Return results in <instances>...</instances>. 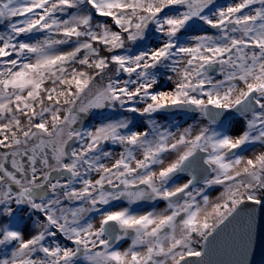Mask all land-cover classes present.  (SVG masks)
I'll list each match as a JSON object with an SVG mask.
<instances>
[{
  "label": "snow or ice",
  "instance_id": "obj_1",
  "mask_svg": "<svg viewBox=\"0 0 264 264\" xmlns=\"http://www.w3.org/2000/svg\"><path fill=\"white\" fill-rule=\"evenodd\" d=\"M258 246L264 0H0V264H258Z\"/></svg>",
  "mask_w": 264,
  "mask_h": 264
},
{
  "label": "rangeland",
  "instance_id": "obj_2",
  "mask_svg": "<svg viewBox=\"0 0 264 264\" xmlns=\"http://www.w3.org/2000/svg\"><path fill=\"white\" fill-rule=\"evenodd\" d=\"M218 2L221 4H224V3L229 2V0H218ZM209 31H212V30H209ZM152 43L155 44V41L153 40ZM171 87H172L171 83L166 81L163 77H160L159 78V84L156 86V90H169ZM189 114L187 115V117H183V118L167 119V118H164V116H159L158 119H159V122L161 124L165 125L166 127H170L171 130L175 131L176 130L175 125H179L180 128H183V127L187 126L188 124L195 123L196 117L192 114H190V115ZM172 120H174V121H172ZM99 121H100V117L95 116V117L88 120L87 126L90 127L91 125L96 124ZM242 126L243 125L241 124L238 127H242ZM115 150L117 152H119V148H116ZM253 150H255V149L250 148L247 152L244 153V155H250ZM179 178H181V179L177 180L178 183H183L186 181V178H184V176H181ZM221 190L222 189L219 186H215L209 191V195L212 198H215V196H217ZM145 207H151V205H146ZM163 207H165L163 202H159L156 204L157 209H161ZM61 242L63 243V241H61ZM128 243H129L128 241L121 242L120 248L121 249L126 248Z\"/></svg>",
  "mask_w": 264,
  "mask_h": 264
},
{
  "label": "water",
  "instance_id": "obj_3",
  "mask_svg": "<svg viewBox=\"0 0 264 264\" xmlns=\"http://www.w3.org/2000/svg\"><path fill=\"white\" fill-rule=\"evenodd\" d=\"M230 228V222L226 221L225 225H222L217 233H214L213 237L209 238L213 259L226 261L229 258L227 254V245L230 239ZM256 261L258 264H264V252L261 251L259 246L257 248Z\"/></svg>",
  "mask_w": 264,
  "mask_h": 264
},
{
  "label": "flooded vegetation",
  "instance_id": "obj_4",
  "mask_svg": "<svg viewBox=\"0 0 264 264\" xmlns=\"http://www.w3.org/2000/svg\"><path fill=\"white\" fill-rule=\"evenodd\" d=\"M187 115L188 114H172V115H165L164 116V118H167V119H175V118H183V117H187ZM190 115V114H189ZM193 115V114H192ZM161 116H163V115H161ZM172 121H174V120H172ZM175 127L177 128V127H179V125H175ZM184 178H186L187 179V177L186 176H184ZM179 179H181V178H178V180Z\"/></svg>",
  "mask_w": 264,
  "mask_h": 264
},
{
  "label": "trees",
  "instance_id": "obj_5",
  "mask_svg": "<svg viewBox=\"0 0 264 264\" xmlns=\"http://www.w3.org/2000/svg\"><path fill=\"white\" fill-rule=\"evenodd\" d=\"M97 119H98V118H97ZM97 119H96V120H97Z\"/></svg>",
  "mask_w": 264,
  "mask_h": 264
},
{
  "label": "bare ground",
  "instance_id": "obj_6",
  "mask_svg": "<svg viewBox=\"0 0 264 264\" xmlns=\"http://www.w3.org/2000/svg\"><path fill=\"white\" fill-rule=\"evenodd\" d=\"M180 115V114H179Z\"/></svg>",
  "mask_w": 264,
  "mask_h": 264
}]
</instances>
